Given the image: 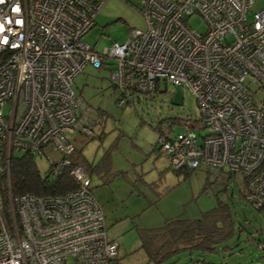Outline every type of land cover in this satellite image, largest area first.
<instances>
[{"label":"built area","instance_id":"1","mask_svg":"<svg viewBox=\"0 0 264 264\" xmlns=\"http://www.w3.org/2000/svg\"><path fill=\"white\" fill-rule=\"evenodd\" d=\"M104 2L0 3V176L7 187V205L0 198V264H120L82 166L70 170L79 186L60 195L14 196L10 184L12 155L60 151L49 166L54 178L77 148L72 135L94 134L93 110L72 88L88 65L115 66L119 105L162 81L189 87L199 116L186 119L177 135L161 134V150L174 168L242 175L246 198L264 215V6L252 12L255 0H142L146 27L99 52L83 38ZM194 15L204 19L205 31L190 25Z\"/></svg>","mask_w":264,"mask_h":264},{"label":"rangeland","instance_id":"2","mask_svg":"<svg viewBox=\"0 0 264 264\" xmlns=\"http://www.w3.org/2000/svg\"><path fill=\"white\" fill-rule=\"evenodd\" d=\"M141 1L105 0L96 14L94 27L83 39L99 52L115 42H125L132 28L146 27ZM263 6L264 0H255L251 10ZM190 25L206 30L205 21L199 15L190 18ZM113 67V64L101 68L88 65L74 78L72 88L83 104L93 110L89 116L95 136L73 134V140L79 144L68 158L91 175L92 192L104 210L108 237L118 244L120 264H154L148 261L140 246L138 227L157 226L170 217H198L212 208L218 197L231 206L235 221L231 237L218 244L214 252L196 253L194 262L188 254L181 253L173 264H203V261L264 264V249L258 245L264 238V215L242 195L243 176L229 177L225 171L208 175L204 168L178 175L167 154L154 148L158 144L160 125L165 129L169 126L168 120L173 118H198L197 101L189 87L162 81L157 91L135 94L133 102L119 105L123 94L111 77ZM259 95L263 96V92ZM199 129L194 127L193 131L203 135L207 132ZM183 131L185 126L181 124L171 128L173 135ZM109 149L108 168L101 159ZM62 156L60 151L50 148L49 156H35L40 173L46 174L50 162ZM89 162H100V171L90 172Z\"/></svg>","mask_w":264,"mask_h":264},{"label":"trees","instance_id":"3","mask_svg":"<svg viewBox=\"0 0 264 264\" xmlns=\"http://www.w3.org/2000/svg\"><path fill=\"white\" fill-rule=\"evenodd\" d=\"M103 66H105V63ZM159 86L154 91H157ZM135 94L137 95L139 93ZM189 118L192 119L188 117L168 120L169 126L167 128L164 129L163 126H159V136L165 134L169 137L173 125H183V122ZM89 136L94 137L95 132ZM158 145L159 143L154 148L161 149ZM110 154L111 149L107 150L101 159L108 165V168L110 167ZM100 165V162L97 164L89 162L88 169L90 172H99ZM77 166L80 165L71 159L70 163L63 168L57 177L51 178L49 176V170L44 175L40 173L33 155L16 153L12 155L11 160L10 184L12 193L14 196L26 192L38 195L63 194L79 186V181L70 173V170ZM173 170L178 175H187L193 169L185 167L175 168ZM205 171L210 175V170L207 169ZM234 175V173H229V177ZM243 180L244 186L242 187L241 193L246 197V180ZM5 182V178L0 176V195L3 198L4 204L7 205V187L5 186ZM212 182L209 183L211 184ZM206 188L207 186L205 185ZM234 222L230 204L218 197L215 205L203 211L198 217H170L166 218L162 224L157 226L138 227L137 230L140 246L144 250L149 262L154 264H173L180 259L178 257L181 253L188 254L190 260L194 262L193 256L196 253L203 254L216 251L218 244L223 243L231 237L234 231ZM263 243L264 238L258 242L259 247ZM226 247L228 246L224 245V248ZM261 249H264V247ZM207 263V261H203V264Z\"/></svg>","mask_w":264,"mask_h":264},{"label":"clouds","instance_id":"4","mask_svg":"<svg viewBox=\"0 0 264 264\" xmlns=\"http://www.w3.org/2000/svg\"><path fill=\"white\" fill-rule=\"evenodd\" d=\"M0 3H3V0H0ZM14 11L19 12V11H20L19 7H16V8L14 9ZM18 22H19V21H18ZM257 27H259V25H258ZM2 31H3V26L0 25V32H2ZM5 42H6V41H5Z\"/></svg>","mask_w":264,"mask_h":264},{"label":"crops","instance_id":"5","mask_svg":"<svg viewBox=\"0 0 264 264\" xmlns=\"http://www.w3.org/2000/svg\"><path fill=\"white\" fill-rule=\"evenodd\" d=\"M95 68V67H94ZM76 137V136H75ZM76 144H77V147H78V144H79V142L78 141H76ZM106 218V217H105Z\"/></svg>","mask_w":264,"mask_h":264},{"label":"bare ground","instance_id":"6","mask_svg":"<svg viewBox=\"0 0 264 264\" xmlns=\"http://www.w3.org/2000/svg\"><path fill=\"white\" fill-rule=\"evenodd\" d=\"M154 92V91H153Z\"/></svg>","mask_w":264,"mask_h":264}]
</instances>
